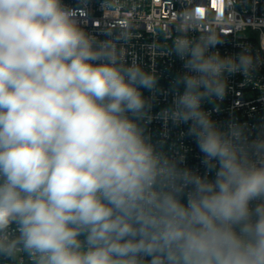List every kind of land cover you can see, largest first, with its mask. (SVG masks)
<instances>
[{
	"label": "clouds",
	"instance_id": "clouds-1",
	"mask_svg": "<svg viewBox=\"0 0 264 264\" xmlns=\"http://www.w3.org/2000/svg\"><path fill=\"white\" fill-rule=\"evenodd\" d=\"M77 15L62 0H0V264H264V135L222 130L202 108L258 57L209 53L221 33L203 25L227 21L202 6L177 14L163 48L185 71L160 118L190 125L210 180L146 135L140 89L157 77L127 63L128 22L99 40Z\"/></svg>",
	"mask_w": 264,
	"mask_h": 264
},
{
	"label": "built area",
	"instance_id": "built-area-1",
	"mask_svg": "<svg viewBox=\"0 0 264 264\" xmlns=\"http://www.w3.org/2000/svg\"><path fill=\"white\" fill-rule=\"evenodd\" d=\"M62 3L77 9L80 26L99 40L108 38L107 28L115 29L121 22H128L133 38L124 46L127 63L135 60L157 77L156 90L140 89L152 103L146 135L170 156H183L180 167L201 176L207 173L210 180L215 173L208 172L203 165V154L195 138L188 134L190 125L177 126L160 118V113L172 105L176 77L185 71L184 62L174 54L164 53L163 48L177 35V14L185 7L202 6L206 16L210 14L212 18L219 10L227 21L225 24L203 25L204 30L216 28L221 33L222 42L210 48L209 53L235 56L247 46L258 62L247 77L241 73L227 75L224 96L205 100L202 108L222 130L235 122L250 139L264 135V0H237L233 7L229 0H113L114 7L110 10L102 6L104 0H62ZM199 34L193 31L189 37L198 38Z\"/></svg>",
	"mask_w": 264,
	"mask_h": 264
}]
</instances>
